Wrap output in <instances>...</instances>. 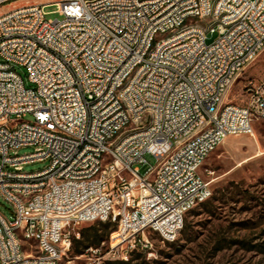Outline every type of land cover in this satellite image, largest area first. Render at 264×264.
I'll return each instance as SVG.
<instances>
[{"label":"built area","instance_id":"1","mask_svg":"<svg viewBox=\"0 0 264 264\" xmlns=\"http://www.w3.org/2000/svg\"><path fill=\"white\" fill-rule=\"evenodd\" d=\"M18 1L0 0L12 6L0 11V195L13 210L0 214V264H60L74 226L114 217L105 256L86 264L146 251L147 232L174 241L211 196L199 175L208 155L264 123V78L246 82L245 105L225 99L264 50V0ZM49 4L60 19H45ZM163 30L171 37L149 49ZM146 156L155 164L141 173Z\"/></svg>","mask_w":264,"mask_h":264},{"label":"rangeland","instance_id":"2","mask_svg":"<svg viewBox=\"0 0 264 264\" xmlns=\"http://www.w3.org/2000/svg\"><path fill=\"white\" fill-rule=\"evenodd\" d=\"M26 1L20 0L14 6L23 5ZM55 1L59 0H28V3ZM10 8L12 6H3L0 11ZM43 12L46 20L60 19L56 4L44 7ZM216 36V33H208L207 42ZM16 71L26 87H34L28 82L23 67H17ZM262 78L264 50L240 73L225 99L245 105L246 96L243 91L246 82ZM29 119V116L23 118ZM253 132V136H228L208 155L199 169V175L206 182L211 195L225 187L232 192L229 201L217 205V215L207 221L210 223L203 227L206 217L198 213L199 206L196 205L185 214L183 220V225L189 223L191 227L190 236L185 237L181 230L174 241L162 242L156 234L147 232L148 248L146 251L140 248L135 251V255L140 254V257L133 264H264V123L253 126ZM31 150L30 147H22L17 154H26ZM146 159L148 165L140 166L141 173L155 164L153 157L146 156ZM47 165V161L34 162L24 165L23 170L35 172ZM0 214L7 219L13 215L11 205L1 195ZM128 214H137V207H128ZM93 223L76 225L73 232L78 233L79 237V231ZM114 223L121 224V217H114ZM109 238L110 235L100 244L99 253L96 254H76L70 247L62 256L60 264H86L88 256H105Z\"/></svg>","mask_w":264,"mask_h":264},{"label":"trees","instance_id":"3","mask_svg":"<svg viewBox=\"0 0 264 264\" xmlns=\"http://www.w3.org/2000/svg\"><path fill=\"white\" fill-rule=\"evenodd\" d=\"M231 194L232 192L228 189V187H225V189L220 188L214 191V194H212L209 199L198 204V213L206 217L205 225L202 223L203 227H206L210 223L207 221L211 220L217 215V205L224 204L225 202L229 201L231 199ZM116 224L117 223L108 221H97L90 226L82 228L79 231V237L73 238L71 245L73 252L83 255L85 250L88 248H98L100 244L104 243L108 239L110 233L116 229ZM181 230L180 231L182 232V235L185 237L190 236L191 227L189 226V223H185ZM136 250L137 249H134L130 252L127 260H105L102 262V264H133L134 260L140 257V254L135 255Z\"/></svg>","mask_w":264,"mask_h":264},{"label":"bare ground","instance_id":"4","mask_svg":"<svg viewBox=\"0 0 264 264\" xmlns=\"http://www.w3.org/2000/svg\"><path fill=\"white\" fill-rule=\"evenodd\" d=\"M213 14H223V7H213ZM193 29H200V21L192 20ZM171 30L161 31V37L152 38L149 42V49H157L159 44H163V38H170ZM161 61H169V54H161ZM149 71H158V63H149ZM122 105L114 104L113 113H121ZM0 224H3V216H0Z\"/></svg>","mask_w":264,"mask_h":264}]
</instances>
